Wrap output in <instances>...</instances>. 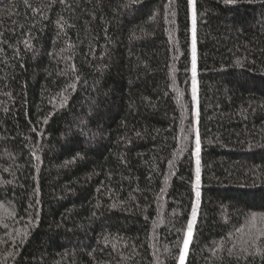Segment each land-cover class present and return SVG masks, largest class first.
Masks as SVG:
<instances>
[{"label": "trees", "instance_id": "16d2710c", "mask_svg": "<svg viewBox=\"0 0 264 264\" xmlns=\"http://www.w3.org/2000/svg\"><path fill=\"white\" fill-rule=\"evenodd\" d=\"M197 134L185 264H264V0H0V264H179Z\"/></svg>", "mask_w": 264, "mask_h": 264}, {"label": "snow or ice", "instance_id": "6c2138e0", "mask_svg": "<svg viewBox=\"0 0 264 264\" xmlns=\"http://www.w3.org/2000/svg\"><path fill=\"white\" fill-rule=\"evenodd\" d=\"M63 2V0H61ZM130 2L135 3L136 0H130ZM193 0H189V3H192ZM192 99H197V81H196V73H197V64H196V11L195 7H193V13H192ZM64 106L63 103L61 105ZM200 153H201V140L199 135L197 134L196 140H195V152L194 155L196 156V176H195V184L193 185L196 199H197V205L193 206L192 210V219L189 221L187 226V234L184 237L183 241V249L181 251L180 257H179V264H185V260L187 257L189 245L192 242L193 238V226L196 222V207L198 206V201L200 198ZM255 220V217H253V221ZM255 239V237H254ZM247 243V241L245 242ZM259 254V251L258 253Z\"/></svg>", "mask_w": 264, "mask_h": 264}]
</instances>
